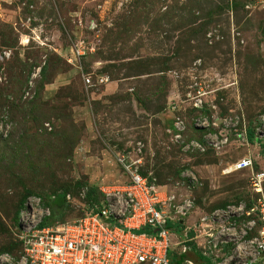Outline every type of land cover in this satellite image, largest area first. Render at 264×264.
Returning <instances> with one entry per match:
<instances>
[{
  "label": "rangeland",
  "instance_id": "rangeland-1",
  "mask_svg": "<svg viewBox=\"0 0 264 264\" xmlns=\"http://www.w3.org/2000/svg\"><path fill=\"white\" fill-rule=\"evenodd\" d=\"M263 112L264 0H0V255L23 253L29 196L63 193L56 218L81 217L123 181L121 156L192 201L187 224L249 200L248 172L224 169H264ZM205 241L197 264H263Z\"/></svg>",
  "mask_w": 264,
  "mask_h": 264
},
{
  "label": "built area",
  "instance_id": "built-area-1",
  "mask_svg": "<svg viewBox=\"0 0 264 264\" xmlns=\"http://www.w3.org/2000/svg\"><path fill=\"white\" fill-rule=\"evenodd\" d=\"M254 131L256 135L260 131L264 134V112ZM117 164L123 181L101 187L103 198L99 205L71 221L46 223L51 216L50 206L40 197L29 196L19 213L23 253L18 258L2 253L0 264H175L173 259L180 260V264H197L191 258H181L191 251L188 244L196 237H204V247L208 245L211 251L221 244L235 246L228 251V258L220 256L225 263L236 260L264 264V169L256 166L254 158L242 156L224 169V173L248 172L249 200H239L215 214L200 216L192 224L184 222L192 201L174 204V193L141 173L136 162L125 156L118 157ZM175 222L182 225L183 239L172 243L180 247L172 253L169 229ZM212 222L221 227L214 229ZM140 229L146 231H137ZM187 230L195 235L189 237ZM225 233L229 237L222 239Z\"/></svg>",
  "mask_w": 264,
  "mask_h": 264
},
{
  "label": "trees",
  "instance_id": "trees-1",
  "mask_svg": "<svg viewBox=\"0 0 264 264\" xmlns=\"http://www.w3.org/2000/svg\"><path fill=\"white\" fill-rule=\"evenodd\" d=\"M250 136H251V132H250ZM64 199H65V194H63V193L57 194L55 199H51V198H49V197H47V198L45 199V203H46L47 205H49L50 208H51V216L45 220L46 223H47V222H48V223H53V222H55V221H61L60 219H57V218H56V216H57L56 209H57V204H58L60 201L64 200ZM96 205H99V203H97ZM142 230H143V229H142ZM137 231H141V229H140V230H137ZM189 244H190L191 246L194 247V252H195V249H196L195 245H194L193 243H189ZM190 248H191V247H190ZM191 252H192V251H190V252H188V253H186V254H183L181 258L187 257V258H191V259H193V258L189 255V253H191ZM196 257H197L198 262H199L200 264H213V263L211 262V260H210L208 257L204 256L203 254H201V253H199V252H197V251H196ZM173 261H174L175 264H176V263H177V264H180V263H181L180 260L177 261V260H174V259H173Z\"/></svg>",
  "mask_w": 264,
  "mask_h": 264
}]
</instances>
